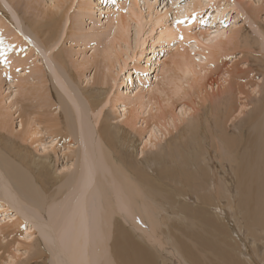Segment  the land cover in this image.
I'll use <instances>...</instances> for the list:
<instances>
[{
	"label": "rangeland",
	"instance_id": "1",
	"mask_svg": "<svg viewBox=\"0 0 264 264\" xmlns=\"http://www.w3.org/2000/svg\"><path fill=\"white\" fill-rule=\"evenodd\" d=\"M217 29L226 51L206 42ZM263 33L264 0H0V264H262L264 177L235 179L206 131L233 95L229 133L264 128ZM179 53L193 81L165 68ZM195 124L191 154L179 144Z\"/></svg>",
	"mask_w": 264,
	"mask_h": 264
},
{
	"label": "bare ground",
	"instance_id": "2",
	"mask_svg": "<svg viewBox=\"0 0 264 264\" xmlns=\"http://www.w3.org/2000/svg\"><path fill=\"white\" fill-rule=\"evenodd\" d=\"M198 5V4H197ZM138 11V10H137ZM52 18V17H51ZM47 20H49V19H47ZM54 20H55V18H54ZM50 21V23H49V25H48V30H49V32H51V33H54L55 31H57V30H59L60 28V22H58V21ZM126 23V22H125ZM124 23V24H125ZM48 24V23H47ZM127 26V25H126ZM185 26V25H184ZM186 27V26H185ZM184 27V28H185ZM40 28V27H39ZM47 28V27H46ZM126 28V27H125ZM125 28H123V24L121 23L120 24V29H121V31H122V29H125ZM174 28V27H173ZM36 29V28H35ZM42 29H45L44 27L42 28ZM170 29V28H169ZM187 29V28H186ZM40 30V29H39ZM168 30V29H167ZM173 30V29H172ZM188 30V29H187ZM38 31V30H37ZM166 31V30H165ZM168 31H170V30H168ZM178 31V30H177ZM171 33L170 34H167V35H165L166 33L163 31H161L160 32V36H162V37H164L165 38V36H166V38H169L170 36H171V34L173 35L174 33H172V31H170ZM179 32V31H178ZM227 32L228 31H226V30H220L219 31V29H217L216 30V32L212 35V38H211V36L209 37V38H207L206 39V42H213L214 40H216L217 38H219V37H223L224 38V41H220V43H219V45H218V49H219V47H221V50H222V52L223 51H226V49H227V46L226 45H228V43L230 44V42H231V39H230V41L228 40V38H225V35L227 34ZM161 33H164V35L162 34L161 35ZM182 34V33H181ZM54 35H55V33H54ZM188 35V34H187ZM189 36V35H188ZM262 36H264V33H263V35ZM174 37V36H173ZM172 36H171V39L173 40V39H175V37L173 38ZM187 37V36H186ZM238 42V41H237ZM9 45V47L7 48L6 47V49H8V50H10V49H12L11 47L13 46L12 44H8ZM177 49V48H176ZM218 49H216V50H218ZM113 50V49H112ZM205 51V50H204ZM215 51V50H214ZM214 51H208L209 53L210 52H212V54L211 55H213L214 57L216 56V53H214ZM216 52H218V51H216ZM219 52H220V50H219ZM3 53V52H2ZM223 54V53H222ZM222 54H220V55H222ZM219 55V54H218ZM219 55V58L220 57H223V56H220ZM179 56V57H178ZM225 56V55H224ZM56 58L58 57V55H56L55 56ZM146 57V59H147V61L148 60H151V58H150V54L147 56H145ZM173 57H175V58H173L170 62H169V64H167V63H165V68H168V66L171 64V66L172 65H174L173 67H175V69H178L177 67L179 66V65H182L181 67H185V68H187L186 69V73L187 74H189L192 78H191V81H193L194 80V75H193V73H191L190 71H191V67L190 66H188V65H190V64H188L187 65V63L186 62H183L182 60H184L183 59V55L181 56V54L179 53L178 55H176L175 56V54H174V56ZM184 57H186V56H184ZM204 57V56H203ZM178 58V59H177ZM205 58L207 59V57L205 56ZM182 59V60H181ZM259 59V58H258ZM58 60H59V62H60V64L62 65L63 64V62L61 61L62 60V58L61 59H59L58 58ZM210 61V60H209ZM262 62V61H261ZM211 64H212V61H211ZM64 66V65H63ZM200 67V66H199ZM7 68V67H6ZM204 68H205V66H204ZM149 69V68H148ZM172 69H174V68H172ZM185 70V69H184ZM209 70V69H208ZM9 72V71H8ZM199 72V71H198ZM196 73L195 75L196 76H198L199 75V73ZM204 72V71H203ZM238 72V71H237ZM10 73H11V71H10ZM202 73V72H201ZM200 73V74H201ZM206 73H207V71L203 74V77H207L206 76ZM210 73V72H209ZM247 74H248V70H246V71H239L236 75L237 76H239V77H245V76H247ZM8 75V74H7ZM202 75V74H201ZM201 75H199L200 77H198V78H200L201 79ZM211 75V74H210ZM209 75V76H210ZM231 75H233V72H232V74ZM228 76V75H227ZM237 76H235V77H237ZM202 77V78H203ZM193 79V80H192ZM203 79H205V78H203ZM243 79H245V78H243ZM226 80V79H225ZM191 81L189 80L188 82H190L191 83ZM14 82H10V84L8 85V87L5 89L6 91H8V93H9V95H10V97L13 99V94H12V92H14V91H11L12 90V88H13V86H14ZM188 84V83H187ZM163 85V84H162ZM235 85V84H234ZM237 85V84H236ZM167 86V85H166ZM161 87V86H160ZM169 87V86H168ZM179 87H181V86H179ZM178 87V88H179ZM234 87V86H233ZM257 88H258V86H257ZM164 89V88H163ZM181 89V88H180ZM183 89V88H182ZM240 89V88H239ZM152 90V89H151ZM184 90V89H183ZM238 90V89H237ZM153 91V90H152ZM151 91V92H152ZM158 92H160V91H158ZM253 92V91H252ZM241 92H238V95L240 94ZM257 93H258V91H257ZM160 95H161V93H160ZM236 96V98H237V95H235ZM235 96L233 95V97H231V100H230V103L227 105L228 106V108L226 109V106H224L223 108H224V110L225 111H222V109H220L219 107H221V106H219L218 108L216 107L215 108V112H214V114H213V119L215 120V125H213L214 127L216 126V129H220L221 130V132L219 133V135H218V132H217V134L215 133V131H214V128H212L213 129V131H212V129H211V124H208L207 126H209L210 127V129H209V131H206V133H207V135H209V138H210V140H211V143L213 144L212 146H214V149H215V151L217 152H219L220 150H223V153H224V158H222V160H224V161H219V162H228L229 164H231L232 165V174H233V177H235V179L237 178V176H238V178L241 176V177H254V179H255V177H257L258 179H259V176L261 177V176H263L264 177V128H262V126H261V124H258L257 123V125H255V133L254 134H237V132H236V130H238L237 128H233L234 130H232L233 132H231V133H229V129H228V127H227V122L229 121V120H236V117L237 116H235L234 117V113H235V110L233 111L232 109V105H233V101H234V99H235ZM248 97L249 96H246L245 97V99H247V100H249L248 99ZM163 98V97H162ZM217 99H215V101H216ZM251 100V99H250ZM258 100V99H257ZM150 101V100H149ZM154 102V101H153ZM156 102V101H155ZM151 103V102H150ZM149 104V103H148ZM151 105H153V106H151V107H153L154 108V103L153 104H151ZM157 106V105H156ZM244 108H247V106H243ZM250 108H252V107H250ZM249 108V109H250ZM151 110V109H150ZM155 110V109H154ZM156 110H157V108H156ZM262 110V106H261V103H260V101H258L257 102V104H255V105H253V108L251 109V116H250V120L251 121H254V120H256L257 118H259L258 116H260V111ZM148 111H149V109H148ZM249 112H250V110H249ZM121 113V116H122V119L124 120V119H126V117H127V115L129 114V110H127V108L125 107V106H123V110L120 112ZM150 113H151V111H149V115H150ZM250 114V113H249ZM158 115V114H157ZM148 116V115H147ZM149 117V116H148ZM151 119H153L154 117H155V114H153L152 115V113H151ZM234 117V118H233ZM159 121V120H158ZM213 121V120H212ZM261 121V120H260ZM259 121V122H260ZM210 122V121H209ZM214 122V121H213ZM212 122V123H213ZM256 122V121H255ZM254 122V123H255ZM155 123V122H154ZM253 123V122H252ZM8 121L7 120H2V121H0V131H5V130H8ZM158 124V123H157ZM156 123H155V126L157 125ZM196 125V124H195ZM263 125V124H262ZM219 126V127H218ZM158 127V126H157ZM208 127V128H209ZM20 131L23 133L24 132V127H23V125H22V122H21V124H20ZM190 128H192V127H190ZM207 128V129H208ZM156 129V128H155ZM206 130V129H205ZM248 132V131H247ZM25 133V132H24ZM199 133H200V130H199V126H194L191 130H190V132L187 134V138H184L182 141H181V144H179V146H181V147H183L184 149H188L190 152H191V154H194V152H197L198 153V151L196 150V148H197V145L199 144L198 143V138L200 137L199 136ZM203 133V132H202ZM252 133V132H251ZM38 134H39V132H34V133H29V134H27L28 136H29V138L31 139V138H33V136H35V138H37L38 137ZM216 134V135H215ZM41 135V134H40ZM24 136V135H23ZM236 136H238V137H236ZM16 138H17V136H16ZM107 138V137H106ZM105 139V138H104ZM239 142V145H238V148L236 149V146H235V149L236 150H234V153L233 154H231V158H230V155H229V153H228V151L225 149V146L226 145H230L232 142L233 143H236V142ZM2 142V141H1ZM111 143V142H110ZM180 143V142H179ZM11 145V144H10ZM201 145V144H200ZM244 145V146H243ZM14 146V145H13ZM135 146V145H134ZM177 146V145H176ZM203 146V145H202ZM234 146V145H233ZM11 147V148H10ZM9 147V151L10 152H12V145ZM204 147V146H203ZM222 147V148H221ZM230 147H232V146H230ZM43 148L44 149H46L47 147L46 146H44L43 145ZM201 148V147H200ZM211 148V147H210ZM181 149V148H180ZM231 149V148H230ZM14 150V149H13ZM187 150V151H188ZM203 150V149H202ZM8 151V152H9ZM16 151V150H15ZM118 151H119V149H118ZM168 151V150H167ZM231 151V150H230ZM233 151V150H232ZM177 152H180V153H183L184 151H178L177 150ZM207 152V151H206ZM4 153V152H3ZM169 153H170V151H168V153H167V155H165L167 158H168V161H170V162H173V161H175V159H176V157H169ZM14 154V153H13ZM173 154V153H172ZM175 154V153H174ZM179 154V153H178ZM177 154V155H178ZM221 154V153H220ZM18 155V154H17ZM163 155V154H162ZM176 155V156H177ZM181 155V154H180ZM183 155V154H182ZM20 156V155H19ZM18 156V157H19ZM21 156H24V154H22ZM179 156V155H178ZM26 156H24V158H25ZM121 157V156H120ZM184 157V156H183ZM196 159H197V161L198 162H200L201 164H205L206 163V160H205V157H204V155H203V153L202 154H196ZM226 157H229L230 159H228V158H226ZM23 158V157H22ZM136 158V157H135ZM182 158V157H181ZM189 158V157H188ZM217 158V157H216ZM218 158H221V156L220 155H218ZM21 159V158H20ZM179 159V158H178ZM190 159V158H189ZM25 160H27V159H25ZM187 160V159H186ZM23 161H24V159H23ZM126 161V160H125ZM3 162V161H2ZM25 162V161H24ZM197 162V163H198ZM30 163V162H29ZM26 164H27V161H26ZM31 164V163H30ZM3 165V164H2ZM32 165V164H31ZM166 165V164H165ZM183 165V164H182ZM186 165H188V164H186ZM5 166V165H4ZM221 166V165H220ZM223 166H225V165H223ZM209 166H207V165H205L204 167L203 166H200V168H202V170H208L207 168H208ZM194 168H196V167H194ZM178 169V168H177ZM132 170V169H131ZM180 171V170H179ZM196 171V170H195ZM211 171V170H210ZM209 171V172H210ZM205 173V172H204ZM158 174V173H157ZM181 174V173H180ZM182 174H184V173H182ZM191 174V173H190ZM199 174V173H198ZM219 174V173H218ZM218 174L216 173V171L213 173V174H211L209 177H211L212 178V181L213 180H217L216 178H217V176H218ZM207 175V174H206ZM209 175V174H208ZM182 176H184V175H182ZM204 177H206V176H204ZM230 177V176H229ZM181 178V177H180ZM220 177H218V179H219ZM244 179V178H243ZM243 179H239V180H243ZM258 179H257V181H258ZM263 180V179H262ZM237 181V180H236ZM246 180H244L243 182H245ZM248 181V180H247ZM250 181V180H249ZM260 181V180H259ZM258 181V182H259ZM238 182V181H237ZM251 182H252V180H251ZM147 183V182H146ZM213 183V182H212ZM216 183V182H215ZM246 183V182H245ZM248 183V182H247ZM250 183V182H249ZM260 183V182H259ZM250 184H253V183H250ZM256 184H257V182H256ZM214 185V184H213ZM217 185V184H216ZM220 185H221V183H220ZM235 185H237V183H235ZM238 185H239V183H238ZM261 185V184H260ZM259 185V186H260ZM185 186H187V184L185 185ZM218 186V185H217ZM222 186V185H221ZM252 186V185H251ZM219 187V186H218ZM217 187V188H218ZM242 187V186H241ZM253 187H254V185H253ZM222 188V187H221ZM235 188H237V186L235 187ZM244 188V187H243ZM246 188H248V184H247V187ZM141 189V188H140ZM223 189V188H222ZM238 189L239 188H237L236 190L238 191ZM245 189V188H244ZM190 190V189H189ZM193 190V189H192ZM219 190V189H218ZM187 191V190H186ZM214 191V190H213ZM216 191V190H215ZM224 191V190H223ZM222 191V192H223ZM235 191V190H234ZM257 191V190H256ZM220 192V191H219ZM244 192H245V190H244ZM216 193H218V192H216ZM225 193V192H224ZM229 193H230V191H229ZM228 193V194H229ZM235 193H237V192H235ZM254 193V192H253ZM214 194V193H213ZM220 194V193H219ZM239 194H241V193H239ZM264 194V193H263ZM192 195V194H191ZM221 195V194H220ZM222 196H224L223 195V193H222ZM237 196V195H236ZM226 197H227V194H226ZM240 197V196H239ZM243 196H241L240 198H242ZM220 198V197H219ZM237 198H238V196H237ZM205 199V198H204ZM226 199H228L229 200V196H228V198H226ZM234 199H236V198H234ZM204 201V200H203ZM224 201V200H223ZM234 202H235V200H233ZM170 202V201H169ZM237 202H239V201H237L236 200V203ZM197 203V202H196ZM230 203H231V201H230ZM174 204V203H173ZM195 204V203H194ZM233 204V203H232ZM235 204V203H234ZM238 204V203H237ZM236 204V205H237ZM169 206V205H168ZM154 207V206H153ZM206 207V206H205ZM227 207L228 208H230V205L228 206L227 205ZM231 207H234L233 205L231 206ZM188 208V207H187ZM197 208V207H196ZM236 209V208H235ZM9 210V208L7 207V205L6 204H3L2 202H0V213H2L3 215H8V217H7V220L8 219H12V216H10L9 214H7V211ZM218 210V209H217ZM10 211V210H9ZM241 211V210H240ZM234 212H235V210H234ZM238 212V211H237ZM191 213V212H190ZM202 215V214H201ZM206 215V214H205ZM241 216V215H240ZM222 217V216H221ZM246 218V217H245ZM224 220V219H223ZM210 222V221H209ZM208 222V223H209ZM248 223V222H247ZM17 223H13V225H16ZM250 224V223H249ZM252 224V223H251ZM22 225V224H21ZM261 225H264L263 223L261 224ZM262 227H264V226H262ZM229 230V229H228ZM115 233V232H114ZM26 234H28V233H26ZM165 234V233H164ZM170 234V233H169ZM171 235V234H170ZM201 235V234H200ZM169 236V235H168ZM173 236V235H172ZM171 236V237H172ZM232 236H233V234H232ZM30 237V235L28 234L27 235V237H25V238H29ZM186 237V236H185ZM191 237V236H190ZM170 238V237H169ZM172 240V239H171ZM235 240V239H234ZM192 241V240H191ZM196 241V240H195ZM221 241V240H220ZM219 241V242H220ZM209 242V241H208ZM123 243V245H125V242H122ZM210 243V242H209ZM239 243V242H238ZM171 244V243H170ZM182 244V243H181ZM184 244V243H183ZM202 244H203V242H202ZM205 244V243H204ZM204 244H203V246L200 244L199 246H202L203 248H204ZM242 244V243H241ZM130 245V244H129ZM172 245V244H171ZM122 246V245H121ZM136 246V245H135ZM184 246V245H183ZM193 246H195V245H193ZM131 247V246H130ZM174 247V246H173ZM192 247V246H191ZM207 247V250L210 248V247H208V246H205V248ZM226 247V246H225ZM244 247V246H243ZM129 248V247H128ZM137 248V247H136ZM176 248V247H175ZM204 248V249H205ZM120 249V248H119ZM188 249V248H187ZM189 250H191V248L189 249ZM210 250V249H209ZM180 251V250H179ZM187 251V250H186ZM237 251V250H236ZM125 253V252H124ZM130 253V252H129ZM173 253L175 254V251H173ZM179 253V252H178ZM223 253H224V251H223ZM122 254V253H121ZM142 254H144V252L142 253ZM183 254V253H182ZM190 254H191V252H190ZM146 255V254H145ZM191 256V255H190ZM194 256L195 255H193V258H194ZM180 257H181V255H180ZM236 257V256H235ZM126 259V256L125 257H123L122 258V260H121V262L124 264V260ZM131 259V258H130ZM238 259V258H237ZM248 259V258H247ZM137 260V259H136ZM183 260H184V258H183ZM194 260V259H193ZM196 260L197 259H195L194 260V264H196ZM143 261V260H142ZM187 261V260H186ZM197 261H199V260H197ZM227 262V261H226ZM262 264H264V258H262ZM141 263V262H140ZM139 263V264H140ZM146 263V262H145ZM152 263V262H151ZM187 263V262H186ZM190 263H192V261H190ZM211 263V262H210ZM142 264V263H141ZM213 264V263H212ZM224 264V263H223ZM248 264V263H247ZM249 264H255V262L253 261V260H249Z\"/></svg>",
	"mask_w": 264,
	"mask_h": 264
},
{
	"label": "snow or ice",
	"instance_id": "3",
	"mask_svg": "<svg viewBox=\"0 0 264 264\" xmlns=\"http://www.w3.org/2000/svg\"><path fill=\"white\" fill-rule=\"evenodd\" d=\"M177 23H182V21H177ZM180 39H183V37L181 36Z\"/></svg>",
	"mask_w": 264,
	"mask_h": 264
}]
</instances>
